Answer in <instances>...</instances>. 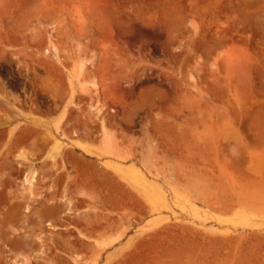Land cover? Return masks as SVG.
Segmentation results:
<instances>
[{
  "label": "rangeland",
  "instance_id": "rangeland-1",
  "mask_svg": "<svg viewBox=\"0 0 264 264\" xmlns=\"http://www.w3.org/2000/svg\"><path fill=\"white\" fill-rule=\"evenodd\" d=\"M0 58V264H264V0H0Z\"/></svg>",
  "mask_w": 264,
  "mask_h": 264
},
{
  "label": "flooded vegetation",
  "instance_id": "flooded-vegetation-1",
  "mask_svg": "<svg viewBox=\"0 0 264 264\" xmlns=\"http://www.w3.org/2000/svg\"><path fill=\"white\" fill-rule=\"evenodd\" d=\"M18 68L12 67L3 58H0V102H3L5 93L11 92L14 97H18L22 100H27V105H32L30 98L31 91L29 93V77L25 73H21ZM12 97V98H14ZM19 101V100H17ZM13 104V102H11ZM14 108L19 109L16 105H12Z\"/></svg>",
  "mask_w": 264,
  "mask_h": 264
},
{
  "label": "bare ground",
  "instance_id": "bare-ground-1",
  "mask_svg": "<svg viewBox=\"0 0 264 264\" xmlns=\"http://www.w3.org/2000/svg\"><path fill=\"white\" fill-rule=\"evenodd\" d=\"M35 35V41L36 42H40V33H36V34H34ZM24 38H26V37H24ZM15 39V38H14ZM90 63V62H89ZM88 63V64H89ZM84 64L85 63H83V64H81L82 65V67H83V69H84ZM82 67H80V68H82ZM83 69H81V70H83ZM80 75V74H79ZM95 86V88L96 87H98V84L97 83H93V87ZM92 87V88H93ZM104 110V107H100L99 108V111H101V110ZM21 154V153H20ZM26 154V153H25ZM27 156V155H26ZM19 157V156H18ZM22 157V156H21ZM25 158V157H24ZM125 167V166H124ZM119 168V167H118ZM120 168H121V165H120ZM119 168V169H120ZM125 169V168H124ZM125 170H131V171H135V170H137L138 171V169H137V167H136V169H135V166H129L128 167V169L126 168ZM136 171V172H137ZM140 171V170H139ZM138 171V172H139ZM136 172H134V173H136ZM140 173V172H139ZM137 174V173H136ZM137 175H139V174H137ZM140 175H141V173H140ZM142 177H143V175H142ZM23 181V183H24V185H27V187L29 188V189H32V187H34V185H35V183L37 182V180H38V173L36 172V170H33L31 173H26L25 175H24V177H23V179H22Z\"/></svg>",
  "mask_w": 264,
  "mask_h": 264
},
{
  "label": "crops",
  "instance_id": "crops-1",
  "mask_svg": "<svg viewBox=\"0 0 264 264\" xmlns=\"http://www.w3.org/2000/svg\"><path fill=\"white\" fill-rule=\"evenodd\" d=\"M48 116L49 117H54V116H58V114H49ZM31 133H36V130L34 129V127H31V126L27 127V128L25 127L21 131L16 132L15 134L12 135V142H23V141H26L30 136L33 135Z\"/></svg>",
  "mask_w": 264,
  "mask_h": 264
}]
</instances>
